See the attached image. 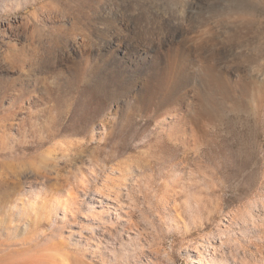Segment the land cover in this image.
<instances>
[{"label":"rangeland","instance_id":"374dc122","mask_svg":"<svg viewBox=\"0 0 264 264\" xmlns=\"http://www.w3.org/2000/svg\"><path fill=\"white\" fill-rule=\"evenodd\" d=\"M193 1L189 19L191 0H0V264H264V0ZM170 16L158 64L147 26ZM166 50L190 145L92 73L136 91Z\"/></svg>","mask_w":264,"mask_h":264},{"label":"bare ground","instance_id":"6f19581e","mask_svg":"<svg viewBox=\"0 0 264 264\" xmlns=\"http://www.w3.org/2000/svg\"><path fill=\"white\" fill-rule=\"evenodd\" d=\"M113 2V1H112ZM193 0H191V3L189 4V7L187 8V10L184 12L185 13V16L188 17L189 15L192 14L193 12ZM113 10V9H112ZM115 10V9H114ZM120 10V9H119ZM175 11V10H174ZM151 12V11H150ZM169 13V12H168ZM108 14V13H107ZM156 14V17L159 15L158 14V11L155 12ZM176 14V13H175ZM154 15V13H153ZM151 15V16H153ZM110 16V15H109ZM123 16V15H122ZM154 17V16H153ZM152 17V18H153ZM180 17V16H179ZM190 17V16H189ZM188 17V18H189ZM159 19V18H157ZM161 19V17H160ZM159 19V20H160ZM181 18H175L174 16H170L169 18L167 19H164L162 21H160L158 23H156L155 19H154V22H153V25L152 27H148L147 26V29L149 32H151L153 34V32L156 30H158V44L157 46H155V44H151L149 47L146 48V50H144V55L145 58L148 57L150 58V60H153L154 61V58H155V63H158L160 64V60L159 58L156 56V55H153V54H150V52H154L156 54V51L158 50L159 47H164V46H169V45H174L173 46V49L175 48V38L178 36V34L180 33L181 29L180 27L177 25L178 21L180 20ZM190 19V18H189ZM235 19V18H234ZM109 20V19H108ZM153 20V19H152ZM183 19H181L182 21ZM184 21V20H183ZM106 22V21H105ZM111 23L118 29H125V30H131L133 28H135L134 26V22L131 23V24H128L125 19L123 17H120L118 14H115L114 17L112 16L111 18ZM137 23V22H136ZM151 26V25H149ZM115 28V29H116ZM246 29V28H245ZM111 30V28H110ZM113 31V30H112ZM111 31V32H112ZM108 32V31H107ZM120 32V31H119ZM222 33V32H221ZM117 34V33H116ZM150 34V33H149ZM210 36L214 37L215 33H209ZM208 34V35H209ZM233 34V33H232ZM107 35V34H106ZM121 35V34H120ZM166 36V37H164ZM164 37V38H163ZM209 37V36H208ZM212 37V38H213ZM218 37V36H217ZM235 37V36H234ZM193 38V37H192ZM216 38V37H215ZM226 38V37H225ZM108 39V38H107ZM117 39V38H116ZM214 39V38H213ZM112 40V39H111ZM208 40V39H206ZM222 41V40H221ZM226 41V40H225ZM229 41V40H227ZM226 41V42H227ZM112 42V41H111ZM115 42L117 43L118 40H115ZM153 42V41H152ZM202 43H206L208 41H205L204 39L201 40ZM249 42V41H248ZM195 43V42H194ZM223 43V41H222ZM231 43V41H230ZM114 44V43H113ZM199 44V43H198ZM115 45V44H114ZM108 46V45H107ZM111 46V45H110ZM115 46H117L118 50H121V51H126L125 49H127V47H121L120 45L116 44ZM197 46V45H196ZM202 46V45H201ZM200 46V47H201ZM207 47V46H206ZM229 47V46H228ZM199 48V47H198ZM209 48V47H208ZM163 50V49H162ZM216 50V49H215ZM161 51V50H160ZM219 51V50H218ZM217 51V52H218ZM151 52V53H152ZM113 54V53H112ZM158 54V53H157ZM163 72L161 74V76L159 75L160 72L157 73V81L154 85H151V86H148L146 84V81L144 83V86L143 88L142 87H139L136 91L135 89L133 90V88L131 89L130 87H126V86H122L120 87V83L122 81V77L120 75V73L116 70H113L112 68H104V67H101L98 71H95L92 72L94 77L96 78V81L98 82V84L105 90L109 91L110 93L114 94V96L116 97H120V96H128V95H132V97L134 98V101L132 103H130L129 105L134 109L135 113L138 114V116L140 117H151L153 118V120L155 121V124L157 126V128L163 133L165 134L169 139L171 140H176V141H181L182 143H184V145H190L191 143H193V137L195 136L193 134V131H195L194 129H192V127H190L188 125V123L186 122V120L184 119V115H183V111H181V107H178L177 105V102H176V99H177V94L175 93L174 91V87L170 86L168 87V89L166 90V94L164 95L163 94V84L165 81H167L166 79V70L168 69L169 65H176L177 62L176 60L174 59V56L172 57V55L168 52V50H166L165 53H163ZM152 56L154 58H152ZM181 56V55H180ZM200 56V55H199ZM215 56V55H214ZM213 56V57H214ZM139 57H141V55H139ZM136 58V57H135ZM200 58H202L201 60H203V57L200 56ZM222 58V57H221ZM226 58V57H225ZM174 59V60H173ZM199 59V57H198ZM197 59V60H198ZM149 60V61H150ZM199 60V65L198 68L202 70L201 68V65H202V61ZM211 60V59H210ZM215 60V59H214ZM178 61V60H177ZM225 61V60H224ZM152 62V61H150ZM226 62V61H225ZM197 63V62H196ZM211 63V62H210ZM88 64V63H87ZM180 66V65H179ZM184 66V64H183ZM208 67V66H207ZM217 67V66H216ZM229 67V66H228ZM175 68V67H174ZM190 68V67H189ZM219 68V67H218ZM221 68V67H220ZM171 69V68H170ZM216 69V68H215ZM181 70V69H180ZM212 70V69H211ZM226 70V69H225ZM178 72V70H176ZM191 71V70H190ZM231 71V70H230ZM168 72V71H167ZM173 72V71H171ZM170 72V73H171ZM188 72V71H186ZM199 72V71H198ZM220 72V71H219ZM170 73H167L170 74ZM182 73V72H181ZM223 73V72H222ZM220 73L218 76H209L207 75V77L209 78L210 81L212 80H215V81H218L221 83V82H224L226 77L224 76V74ZM243 73V72H242ZM187 74V73H186ZM207 74V73H206ZM205 74V75H206ZM216 74V73H215ZM235 74V73H234ZM171 77V76H170ZM175 74H174V77L173 79L175 78ZM177 78H179L177 76ZM169 79V78H168ZM256 79V78H255ZM228 80V79H227ZM214 81V82H215ZM168 82V81H167ZM176 82V81H175ZM219 84V83H218ZM182 85V84H181ZM180 86V85H179ZM216 86V85H215ZM238 86V85H236ZM244 86V85H243ZM195 87V86H194ZM222 87V86H221ZM227 87V86H226ZM212 88V86H211ZM225 88V87H224ZM196 89V88H195ZM246 89V88H245ZM225 90V89H224ZM223 90V91H224ZM254 90V89H253ZM262 90V89H261ZM134 91V92H133ZM191 91V90H190ZM197 91V90H196ZM236 91H238V97L242 95V88H238V90L236 89ZM255 91V90H254ZM253 91V92H254ZM133 92V93H132ZM184 92V91H182ZM214 92V91H213ZM260 92V89L257 88L256 89V94H259ZM180 93V92H179ZM200 93V92H199ZM181 94V93H180ZM183 94V93H182ZM204 94V93H203ZM235 94V93H234ZM255 94V93H254ZM253 94V96H254ZM255 94V96H256ZM157 95H159V102L156 104L155 103V98L158 97ZM213 95L215 94H209L207 93L205 97H207V100L205 102H202L199 104V110H191V112H193L196 117H200L201 113L203 111H206L207 109H211L212 107L214 108V106L218 105L219 102L216 101L213 97ZM224 96L226 95L223 94ZM222 95V96H223ZM233 95V93H232ZM222 96H219V92H218V97H222ZM231 96V95H230ZM235 96V95H234ZM243 96V95H242ZM252 96V97H253ZM123 98V97H122ZM130 98V97H129ZM128 98V99H129ZM187 98V97H186ZM181 99V98H180ZM184 99V98H183ZM189 99V98H187ZM186 99V100H187ZM228 98H226L227 100ZM236 99V98H235ZM244 99V98H243ZM182 101V100H181ZM184 101V100H183ZM182 101V102H183ZM235 101V100H234ZM242 101V99H241ZM126 102V101H124ZM128 102V101H127ZM190 102V101H188ZM185 103V102H184ZM198 103V102H197ZM221 103V102H220ZM224 103V102H223ZM127 104V103H126ZM179 104V103H178ZM196 104V103H195ZM230 104V103H229ZM236 104V102L234 103V105ZM156 105V110L155 112L152 111L153 109V106ZM181 105V104H180ZM125 106V105H124ZM220 106V105H219ZM227 106H230V105H227ZM232 106V105H231ZM237 106V105H235ZM129 107V106H128ZM190 107V106H189ZM192 107V106H191ZM221 107V106H220ZM194 108V107H193ZM217 109V108H216ZM249 109V108H248ZM216 111V110H215ZM214 111V112H215ZM218 111V110H217ZM129 112V110H128ZM183 112V113H182ZM188 112V111H187ZM186 112V114H187ZM209 112V111H208ZM208 112H207V115L208 116ZM206 113V112H205ZM203 117L205 116L204 114H202ZM205 116V117H206ZM187 117V116H185ZM193 117V116H191ZM195 117V118H196ZM187 119V118H186ZM192 119V118H191ZM188 120V119H187ZM198 120V119H197ZM204 120V119H203ZM191 121V120H190ZM189 121V123H191ZM195 121V120H194ZM201 122V121H200ZM197 123V122H196ZM183 125H188V132L190 134V139L186 140L185 139V132L183 131ZM194 126V125H193ZM194 128V127H193ZM201 128V127H199ZM204 129V128H203ZM202 129V130H203ZM199 131V130H198ZM197 132V131H195ZM199 137V136H197ZM195 140V139H194ZM6 177V176H5ZM93 201H95L94 198H92ZM226 262V261H225ZM199 264H200V260H199Z\"/></svg>","mask_w":264,"mask_h":264}]
</instances>
